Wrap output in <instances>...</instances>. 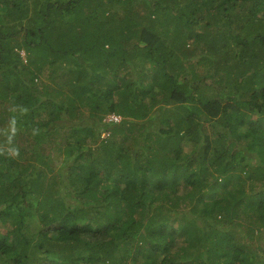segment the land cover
I'll list each match as a JSON object with an SVG mask.
<instances>
[{
	"label": "trees",
	"instance_id": "trees-1",
	"mask_svg": "<svg viewBox=\"0 0 264 264\" xmlns=\"http://www.w3.org/2000/svg\"><path fill=\"white\" fill-rule=\"evenodd\" d=\"M0 264H264V0H0Z\"/></svg>",
	"mask_w": 264,
	"mask_h": 264
},
{
	"label": "built area",
	"instance_id": "built-area-1",
	"mask_svg": "<svg viewBox=\"0 0 264 264\" xmlns=\"http://www.w3.org/2000/svg\"><path fill=\"white\" fill-rule=\"evenodd\" d=\"M109 118L116 119L117 117H115L114 115H111V116H109Z\"/></svg>",
	"mask_w": 264,
	"mask_h": 264
},
{
	"label": "rangeland",
	"instance_id": "rangeland-1",
	"mask_svg": "<svg viewBox=\"0 0 264 264\" xmlns=\"http://www.w3.org/2000/svg\"><path fill=\"white\" fill-rule=\"evenodd\" d=\"M21 54L23 55V52H22V51H21ZM23 59H24V58H23ZM105 134H106V133H103V134H102V137L105 136Z\"/></svg>",
	"mask_w": 264,
	"mask_h": 264
}]
</instances>
